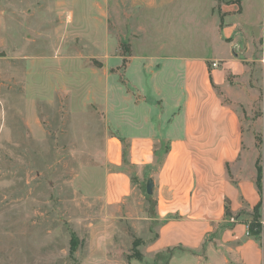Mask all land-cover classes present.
I'll list each match as a JSON object with an SVG mask.
<instances>
[{"label":"rangeland","instance_id":"374dc122","mask_svg":"<svg viewBox=\"0 0 264 264\" xmlns=\"http://www.w3.org/2000/svg\"><path fill=\"white\" fill-rule=\"evenodd\" d=\"M183 9L202 11L195 27L157 31L156 10L172 25L189 19L173 14ZM173 40L206 41L196 54L211 51L212 67L233 63L218 89L242 125L230 178L260 180L248 226L264 234V0H0V264H225L203 250L148 253L158 225L146 184L108 207L86 178L102 166L109 77V90L129 82L134 92L128 58Z\"/></svg>","mask_w":264,"mask_h":264},{"label":"crops","instance_id":"0c3cea01","mask_svg":"<svg viewBox=\"0 0 264 264\" xmlns=\"http://www.w3.org/2000/svg\"><path fill=\"white\" fill-rule=\"evenodd\" d=\"M183 11L173 14L185 13L189 19L171 25L163 19L169 13L156 10L163 20L157 31L195 27L202 11ZM223 32L230 37L232 29L225 27ZM159 44L172 45L173 50L128 58L125 76L135 71L140 81L134 92L128 89L129 82L114 79L119 91L109 90V77L102 100L107 129L102 166L87 173L89 188L106 206L118 207L133 196L135 181L140 186L154 181L150 196L155 211L150 221L158 231L147 245L148 253L203 250L211 262L218 258L227 264L230 257L235 264H264V234L247 233L253 210L261 203L257 183L230 178L242 151V125L218 89L226 84L233 63L227 60L213 68L211 51L196 54L198 45L206 48V41ZM95 172L101 175L98 184Z\"/></svg>","mask_w":264,"mask_h":264},{"label":"trees","instance_id":"16d2710c","mask_svg":"<svg viewBox=\"0 0 264 264\" xmlns=\"http://www.w3.org/2000/svg\"><path fill=\"white\" fill-rule=\"evenodd\" d=\"M126 157H127V149L126 150L124 149V158L126 159ZM257 186H258L259 191L261 192V182H260V180L257 181ZM260 207H261V203L255 207L254 211L255 212H259L260 211L259 210ZM248 227H249L250 235H253V236L254 235L258 236L259 235V232L254 231L255 227H253V228L252 227L250 228V226H248ZM77 242H78L77 238L75 236H73L72 242H71V248H70V254H71L72 257L75 254V252L77 251ZM169 252H171V251H169Z\"/></svg>","mask_w":264,"mask_h":264},{"label":"water","instance_id":"95a60500","mask_svg":"<svg viewBox=\"0 0 264 264\" xmlns=\"http://www.w3.org/2000/svg\"><path fill=\"white\" fill-rule=\"evenodd\" d=\"M153 189H154V181L152 179H150L147 182V186H146V191L148 195H152L153 194Z\"/></svg>","mask_w":264,"mask_h":264},{"label":"built area","instance_id":"2783aa9c","mask_svg":"<svg viewBox=\"0 0 264 264\" xmlns=\"http://www.w3.org/2000/svg\"><path fill=\"white\" fill-rule=\"evenodd\" d=\"M218 65L217 64H213V67L216 68ZM248 235H250V232H249V227H248V231H247Z\"/></svg>","mask_w":264,"mask_h":264}]
</instances>
